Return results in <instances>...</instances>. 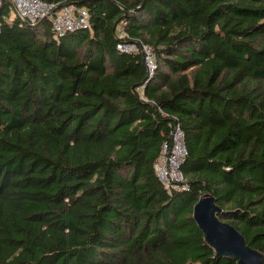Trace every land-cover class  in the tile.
I'll list each match as a JSON object with an SVG mask.
<instances>
[{"label": "trees", "instance_id": "trees-1", "mask_svg": "<svg viewBox=\"0 0 264 264\" xmlns=\"http://www.w3.org/2000/svg\"><path fill=\"white\" fill-rule=\"evenodd\" d=\"M44 1L89 26L56 39L0 2V264H237L193 218L204 192L264 263V0ZM171 123L187 188L168 193Z\"/></svg>", "mask_w": 264, "mask_h": 264}, {"label": "built area", "instance_id": "built-area-1", "mask_svg": "<svg viewBox=\"0 0 264 264\" xmlns=\"http://www.w3.org/2000/svg\"><path fill=\"white\" fill-rule=\"evenodd\" d=\"M2 0H0L1 2ZM19 17L31 23L49 18L54 38L66 32L87 28L88 12L83 7L63 5L56 9V4L44 0H10ZM116 49L128 54L140 55L146 66L147 75L153 76L157 69L154 48L142 40H129L124 31H119ZM169 136L164 139L159 156L154 163V170L160 183L168 193L187 188L181 164L188 149L184 132L178 123L169 124Z\"/></svg>", "mask_w": 264, "mask_h": 264}, {"label": "water", "instance_id": "water-1", "mask_svg": "<svg viewBox=\"0 0 264 264\" xmlns=\"http://www.w3.org/2000/svg\"><path fill=\"white\" fill-rule=\"evenodd\" d=\"M221 211L214 196L208 192H204L193 205V218L216 254L233 256L237 264H264L260 253L246 244L243 235L218 217Z\"/></svg>", "mask_w": 264, "mask_h": 264}, {"label": "crops", "instance_id": "crops-1", "mask_svg": "<svg viewBox=\"0 0 264 264\" xmlns=\"http://www.w3.org/2000/svg\"><path fill=\"white\" fill-rule=\"evenodd\" d=\"M13 9H14V7H13ZM14 13H16V11H15V9H14V11H13Z\"/></svg>", "mask_w": 264, "mask_h": 264}]
</instances>
